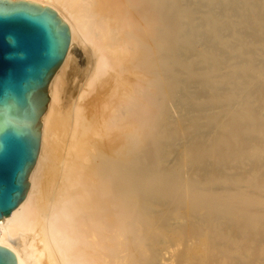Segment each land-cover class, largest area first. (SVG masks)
<instances>
[{"label": "rangeland", "instance_id": "obj_1", "mask_svg": "<svg viewBox=\"0 0 264 264\" xmlns=\"http://www.w3.org/2000/svg\"><path fill=\"white\" fill-rule=\"evenodd\" d=\"M155 1L156 9L158 10V12H155L157 39L164 34L163 19H165V15H167L168 18L170 17V22L174 23L173 25L170 24L171 26L169 25V30L174 31L173 35L172 31H169L171 34L167 31L164 35L168 42H172L168 44L165 42V45H163V42L156 43L155 61L158 72L156 71L155 75L156 96L154 97V103L156 113L154 118V129L158 128L157 130L155 129V131L153 129L145 136H141L146 138H138L139 143L140 140H143V144L147 146L144 147L142 145L144 147L140 149L142 153L138 152L137 154V159L141 160L137 162L136 172L133 176L131 175L132 177L124 179L125 184L122 183L121 186L125 216L129 217L135 214L137 220L133 225L134 227H130L134 228L136 231L130 227L124 230L127 234L124 233L121 241L122 246L120 245L121 247L115 248L116 251L114 252L113 250L115 249L109 251L107 258L109 259L110 257V259L109 261L107 260V264L127 263L125 260L128 261L131 259L129 258L131 247L139 254L132 257L134 258L133 262L132 259L130 260V262L134 264H159V257L161 258L163 249L167 251L166 257L169 258H167V264H264V179H262V177H264V109L262 108L264 107V0H186V2H184L185 0H175L178 3L174 0ZM156 9L155 11H157ZM243 13L245 15H243ZM171 15H174V18H171ZM178 22L179 25H177ZM182 25L185 27H182ZM186 29L188 30L186 31ZM170 35H172L171 38ZM203 37L205 39L208 38L206 39V44L203 42ZM240 42H242V44ZM203 45H206V47ZM165 46L170 49L172 48L171 50L173 51L171 52V50L165 48ZM203 49L204 51H202ZM213 51L218 53L215 54ZM75 53L77 60L82 62L83 53L81 50L77 49ZM225 62L226 64H224ZM208 64H211V66ZM194 66L196 67L194 68ZM203 67L205 69H203ZM207 67L211 69L208 70ZM165 77L167 78L164 79ZM199 92L201 95L197 94ZM167 94H169V96L171 95V97ZM182 95L184 98H182ZM203 96L206 97V100L201 98ZM177 104H180L182 107ZM205 107L209 109H203ZM215 109H219L220 111ZM188 111L190 112L188 113ZM194 112L195 115H192ZM198 117L202 118L200 119ZM223 117L226 118L222 119ZM220 121L223 122L221 123ZM159 122L160 125H158ZM219 122L221 123L220 125ZM258 125H260V127ZM184 126L185 128H183ZM206 126L208 127L206 128ZM213 126H215V130ZM243 127L244 129H241ZM208 128H212L211 132L214 134L209 132L210 130ZM157 132L158 134L155 135ZM238 132L243 138L240 137ZM209 133H211L210 136L208 135ZM247 140L250 142H247ZM127 143L128 140L124 142V145L122 144L124 148L121 145L122 150L126 149ZM195 143H197V145H195ZM183 144L185 145L183 146ZM259 144H263L262 147L261 145L259 146ZM188 145L190 146L188 147ZM150 148H152V150ZM253 162L254 165L255 163L258 164L256 170L260 169L259 171L254 169L250 171ZM161 163L165 169L162 167ZM255 166L257 167V165ZM237 167L239 168L237 169ZM196 168L198 169L196 170ZM204 169L207 170L208 176L207 174L204 175L205 173L203 172H206ZM215 169L223 171L222 174L218 175L219 172L216 173ZM125 170L128 173V170ZM188 170L191 171L189 172ZM210 171H214L215 173H210ZM246 172L251 174L247 173L248 175H246ZM243 173H245L247 179H243ZM235 174L237 176H235ZM223 175H225L224 178ZM226 175H228V177ZM213 189L216 190L214 191ZM139 200L145 202H140ZM160 204L163 207H161ZM143 206L145 207L144 210L142 209ZM140 209L142 211H140ZM258 209L261 211H258ZM140 212L141 214L144 212V214L141 215ZM211 218H215V220ZM155 219L158 222H156ZM165 221H167V223H165ZM162 223L163 225H161ZM167 224L169 225L167 226ZM227 224L229 226H227ZM186 225H188V227ZM240 225H242L243 228L240 227ZM184 226L186 228H184ZM225 226H227V228ZM233 226H235V228H233ZM229 228L231 229L229 230ZM131 229L134 230V232H132ZM235 229L237 233H239V235L237 234L238 238L235 236ZM131 233L135 236L130 237L132 236ZM125 234L126 236L128 235L127 237L130 239H134V243L133 241L130 242L131 244L133 243L132 245L127 243V241L130 240ZM259 234H261L262 237H260L261 235ZM233 239H235V241H233ZM125 244L126 246L124 247ZM146 244H148V246ZM149 246L150 248H148ZM127 249L130 251L129 255H127L128 259L124 256L128 253ZM152 250L153 252L157 250L158 252H154L157 254L154 255V253H152L151 255ZM135 251L131 253L133 256ZM119 255L121 257H119ZM151 256L153 257L151 258ZM206 256L209 257L211 262ZM135 260L136 263L134 262ZM137 261L140 262L137 263ZM130 262L128 261V263Z\"/></svg>", "mask_w": 264, "mask_h": 264}, {"label": "bare ground", "instance_id": "obj_2", "mask_svg": "<svg viewBox=\"0 0 264 264\" xmlns=\"http://www.w3.org/2000/svg\"><path fill=\"white\" fill-rule=\"evenodd\" d=\"M0 1L30 4L32 7H47L49 10L55 11L56 16L60 17V24L67 25L69 33H70V37H71L68 53L66 55L64 62L62 63L61 70L55 72V74L53 75V77L51 78L48 84L49 101H47L46 107H43V118L40 120V150H39V154L36 160V164H34L30 170V178H28V188L26 192L27 195L25 196V199L22 201V203H20L18 208L15 209L10 216L4 217L0 220V248H5L9 250L11 253H13L16 264H107V260L109 261L110 259V257L109 259L107 258L109 251L115 248L117 249L121 245V241L123 239L124 233H126V231L124 232V230H127V227L129 228L130 226H133L135 221L137 220V217L135 216V214L129 217L125 216V210H124L123 200H122L123 197L121 195V186H122V183H124V179L132 177L134 173L136 172L137 162L138 160H141V159H137V154L138 152L142 153L140 149L147 146L143 144V140L142 141L140 140V143H139L138 138L141 136H145L146 134L150 133L154 129V118H155V113H156L155 103H154V97L156 96L155 95L156 94L155 93V87H156L155 75L157 71V64L155 61V53H156V47H157L156 43L163 42V45H165L164 44L165 42L167 44L172 42V41L168 42L167 38L164 35L167 31L168 32L172 31V30H169V28L171 26L170 24L173 25L174 23L170 22V19H169L170 17L168 18L167 15H165V19H163L162 17V19L164 20V23H163L164 24V31H163L164 34L159 39H157L155 12H158V10L156 9L155 0H0ZM184 2H186V0ZM216 8H219V7H216ZM155 9L157 11H155ZM261 10H262V7H261ZM162 15L164 16L163 12H162ZM243 15L245 14L243 13ZM171 18H174V15ZM190 18H193V17H190ZM241 20H242V17H241ZM233 23H236V22H233ZM177 25H179V22ZM182 27H185V26L182 25ZM187 30L188 29H186V31ZM173 32L174 31H172V35H173ZM172 35H170V38ZM203 39H204L203 41L204 44H206L207 43L206 39L208 38L205 39L203 37ZM240 43L242 44V42ZM203 46L206 47V45H203ZM169 47L165 46V48L170 49ZM77 49H80L81 52L83 53L82 62L78 61L75 56L76 54L75 51ZM172 51L173 50H171V52ZM202 51H204V49ZM197 63H200V62H197ZM224 64H226V62ZM208 65L211 66V64H208ZM195 67L196 66H194V68ZM203 69L205 68L203 67ZM210 69L208 68V70ZM166 78L167 77H165L164 79ZM163 89L165 90L164 87ZM201 93L199 92L197 94L201 95ZM167 95L169 96V94ZM183 95H182V98H184ZM169 97H171V95ZM262 97H263V94H262ZM201 98H204L206 100L205 96ZM235 103H238V102H235ZM178 106H181V105L179 104ZM192 108L194 109L193 106ZM206 108L207 107L203 109H206ZM262 108L264 109V107ZM208 109L209 108H207V110ZM215 110H219V109H215ZM189 112L190 111H188V113ZM213 113H214V110H213ZM192 115H195V112ZM249 116H250V112H249ZM198 118L201 119L202 117H198ZM225 118L223 117L222 119H225ZM160 122L158 125H160ZM165 122L167 123V121ZM220 122H219V125L222 123ZM180 123H183V122H180ZM258 126L260 127V125ZM207 127L208 126H206V128ZM214 127L215 126H213V129L215 130ZM157 128L155 129L157 130ZM183 128H185V126ZM208 129L210 130L209 132H211L212 128H208ZM241 129H244V127ZM211 133H209L208 135L210 136ZM156 134H158V132L155 133V135ZM238 134L240 135L239 132ZM240 137L242 136L240 135ZM141 138L144 139L146 137H141ZM127 140H128V143H127L126 149L122 150L121 147L124 145V142ZM248 141L249 140H247V142ZM184 145L185 144H183V146ZM195 145H197V143H195ZM260 145L262 147L263 144H259V146ZM189 146L190 145H188V147ZM150 149L152 150V148ZM254 162L252 163V166H251L252 168H250V171L251 169L256 170L258 168V164L255 163V165H257L256 167L254 165ZM162 167H163V164H162ZM253 167H256V168H253ZM260 167H263V166H260ZM238 168L239 167H237V169ZM125 169L128 170V173ZM197 169L198 168H196V170ZM204 170L206 172H203V173H205L204 175H206L207 170L206 169ZM259 170H256V171H259ZM188 171L190 172L191 170H188ZM211 172L215 173L214 171H210V173ZM222 172L223 171L216 170V173H218V175L222 174ZM247 173L248 172H246V175L251 174V173H248V174ZM236 174L235 176H237ZM243 174H244V177L243 176L242 177L243 179H245L246 178L245 173ZM224 176L225 175H223V178ZM226 176L228 177V175ZM262 179H264V177H262ZM200 181H201V178H200ZM213 190L215 191L216 189H213ZM133 191H134V188H133ZM124 193H127V192H124ZM148 198H151V197H148ZM140 202H145V201H140ZM162 205L161 207H163ZM144 208L145 207L143 206L142 209L144 210ZM140 211L142 210L140 209ZM258 211H261V210L258 209ZM142 214H144V212ZM215 218L214 219L211 218V219L215 220ZM156 222L158 221L156 220ZM163 223L161 225H163ZM165 223H167V221H165ZM168 225L169 224H167V226ZM188 225L186 226L188 227ZM227 226L229 225L227 224ZM227 226L225 227L227 228ZM240 227L243 228L242 225H240ZM184 228L186 227L184 226ZM233 228H235V226H233ZM230 229L231 228H229V230ZM134 230H132V232H134ZM235 233L236 235L235 234L233 235H235L238 238L237 234L239 235V233H237V230ZM131 235L132 236L130 235L129 236L130 237L135 236V235L133 236L132 233ZM260 237H262V235ZM127 238L130 240V241H127V243H130L132 241L134 243L133 238L131 239L129 237ZM235 239H233V241H235ZM140 245H141V242H140ZM146 245L148 246V244ZM125 246L126 244L124 245V247ZM147 246H146V249H147ZM132 248L133 247H131V253H133L132 251H135V249L133 250ZM148 248H150V246ZM116 249L113 250V252L116 251ZM127 250H128L127 254L124 255L123 253H121L125 257H127V255H129L130 253L129 249ZM215 250H218V249H215ZM156 251L157 250H155L154 252ZM154 252L152 250L151 255ZM131 253L130 255H132ZM155 254L157 253H154V255ZM120 255L119 257H121ZM130 255H129V258H131L133 262L134 258L132 257H135L136 255H139V254L137 253V251H135L134 256L133 255L130 256ZM153 256H151V258ZM166 256H167V251L163 249L161 258L159 257V264H165L167 262L169 258ZM208 256L206 257L210 261ZM130 260L128 261L130 262ZM125 261L127 262V263L124 262L125 264H134L132 262L128 263L127 260ZM134 262L136 263V260ZM138 262L140 261H137V263Z\"/></svg>", "mask_w": 264, "mask_h": 264}, {"label": "water", "instance_id": "obj_3", "mask_svg": "<svg viewBox=\"0 0 264 264\" xmlns=\"http://www.w3.org/2000/svg\"><path fill=\"white\" fill-rule=\"evenodd\" d=\"M70 38L55 11L0 1V220L27 195L48 84L61 70ZM0 264H16L13 253L0 248Z\"/></svg>", "mask_w": 264, "mask_h": 264}, {"label": "clouds", "instance_id": "obj_4", "mask_svg": "<svg viewBox=\"0 0 264 264\" xmlns=\"http://www.w3.org/2000/svg\"><path fill=\"white\" fill-rule=\"evenodd\" d=\"M8 39H9V41H10L11 43H13V44L15 43V40H14L13 37H9Z\"/></svg>", "mask_w": 264, "mask_h": 264}]
</instances>
